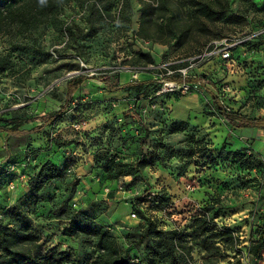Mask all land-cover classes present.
<instances>
[{
	"label": "rangeland",
	"instance_id": "1",
	"mask_svg": "<svg viewBox=\"0 0 264 264\" xmlns=\"http://www.w3.org/2000/svg\"><path fill=\"white\" fill-rule=\"evenodd\" d=\"M61 19L0 35V57L14 63L0 74V125L32 119L11 137L0 132V174L8 169L7 152L31 147L62 154L65 170L34 191L47 161L40 155L28 170L30 183L18 181L15 189L1 183L0 203L10 207L5 221L14 225L22 212L38 229L41 253L70 249L82 264H94L92 240L61 235L76 201L86 223L101 224L124 249L130 245L131 262L169 264L167 255H155V239L132 243L145 230V217L187 233L193 217L216 200L217 222L240 239L219 264H251L248 248L264 225V134L257 125L237 128L209 94L225 80L245 95L241 111L249 104L253 111L264 108V0H71ZM256 33L236 49L233 74L218 55H208L220 41ZM185 68L187 79L200 83L168 91L166 83ZM80 73L111 81L84 82L56 137L50 134L57 120L33 130L66 102L67 81ZM132 80L147 82L140 99L135 91L110 88ZM142 155L147 163L134 174L113 178L106 171L109 157L132 164ZM203 255L194 246L185 264H201Z\"/></svg>",
	"mask_w": 264,
	"mask_h": 264
},
{
	"label": "trees",
	"instance_id": "2",
	"mask_svg": "<svg viewBox=\"0 0 264 264\" xmlns=\"http://www.w3.org/2000/svg\"><path fill=\"white\" fill-rule=\"evenodd\" d=\"M71 0H0V35L2 33H24L33 30L40 24L53 23L58 24L61 22V13L65 4ZM109 9V8H107ZM103 10V9H102ZM104 12V11H103ZM145 18V17H143ZM69 29V27H67ZM248 42V41H247ZM246 42V43H247ZM150 56V55H146ZM14 63L11 58L3 56L0 57V74H5L13 69ZM143 71V70H142ZM90 79H99L108 83L111 81L108 76H94L87 73H80L73 75L67 81V95L66 102L60 106L59 109L49 112L42 118L43 124L33 128L39 130L44 124L55 122V129L57 125L65 120L63 117L67 112L68 104L72 101L77 91L81 88L85 81ZM173 81L181 82L182 75L171 77ZM188 80V79H187ZM188 82H198V79H189ZM119 88L125 91H135L137 98L140 99L147 92V82L132 80L125 84L114 83L110 88ZM215 99L216 106L223 116H229L236 121L238 127L255 126L261 121L264 126L263 119L244 118L239 112L228 113L225 106L212 95ZM8 125H0V132H6L8 137L20 132L23 123L30 122L32 119L20 121L18 117L11 119H3ZM51 139L56 137L52 136ZM190 141H196L194 136L189 137ZM144 138L140 140L142 145ZM52 149V148H51ZM49 148H27L24 153L17 151L15 155H9L8 169L0 174V184L17 180L18 172H10L9 169L14 163L27 162V165L21 167L22 174L27 176L25 183H30L31 175L28 170L31 166L38 163L40 155L45 156L46 164L43 168L39 169L36 177L39 182L33 186V190H41L43 186L47 185L49 181H53L58 176L65 173L61 167L58 158L62 154L57 153L56 159L46 158L51 152ZM190 157L195 152L194 148H190ZM51 151V150H50ZM23 152V151H22ZM30 160L28 161V159ZM109 163L106 165V171L113 178L134 174L141 170L147 163L144 155L134 163H127L120 161L115 163L113 157H109ZM112 163H115L112 165ZM188 164L191 161L187 162ZM68 171V168H67ZM17 175V178H9V175ZM33 182V181H32ZM24 183V184H25ZM37 197H34L36 199ZM215 202L208 203L197 215L193 217L189 231L187 233L181 232L179 229L167 230L161 228L150 217H145L147 226L145 230L139 235L134 244H141L144 241L155 239L156 246L153 248L156 256H166L169 264H185L187 257L192 255L194 246L201 247L204 250V255L201 264H219L222 258L228 255V251L238 250L239 236L235 234L234 230L226 224L220 225L217 218L220 216L221 211L216 208ZM78 203L73 201L71 209L72 214L61 230V235L67 239L74 241L79 238L90 239L93 242L95 262L94 264H140L131 262V249L130 245L126 249L118 243L115 237L110 235L106 229L98 223L88 224L82 218L86 214L77 212ZM10 207L3 206L0 203V264H82L79 256H75L70 249H63L53 247L47 253L40 251V235L37 227L32 223L27 215L22 212L16 213V223L12 225L10 222L5 221V216L9 212ZM221 210V209H220ZM187 238V239H186ZM249 252L252 254L253 261L251 264H260L264 259V225L259 226L258 239L253 241L249 246ZM240 250V249H239ZM138 258V257H137ZM141 259V258H140Z\"/></svg>",
	"mask_w": 264,
	"mask_h": 264
},
{
	"label": "built area",
	"instance_id": "3",
	"mask_svg": "<svg viewBox=\"0 0 264 264\" xmlns=\"http://www.w3.org/2000/svg\"><path fill=\"white\" fill-rule=\"evenodd\" d=\"M264 32V31H262ZM258 33L248 35L243 38L236 37L230 42L226 39L225 41H220L214 45L213 50L209 52L208 55L213 56V55H218L221 60L224 62L225 66L228 68L229 73H233L237 70V60L235 58V51L238 47H243L247 41L250 39H253ZM181 75H182V81L177 82V81H168L166 84L167 90L168 91H176L178 88H183L184 90H188L191 86V83L188 82L187 80V68L181 69ZM199 82V81H198ZM200 83V82H199ZM197 86V83L195 84ZM237 89L233 85L229 83H222L219 87V93H218V98L219 101L225 105V108L229 111H231V106L228 105V100L229 98L232 97L234 93H236ZM73 128L75 130H79L81 128L80 123H74ZM58 127L60 125H57V128L53 131L52 136L57 135V131L59 130ZM30 158L28 159V161ZM27 165V162L23 163H14L11 165L9 171L10 172H18V178L15 181L10 182L9 184V189H15L18 186V181H21L25 183L27 181V176L22 174L20 171L21 167H24ZM136 214L133 213V216Z\"/></svg>",
	"mask_w": 264,
	"mask_h": 264
},
{
	"label": "crops",
	"instance_id": "4",
	"mask_svg": "<svg viewBox=\"0 0 264 264\" xmlns=\"http://www.w3.org/2000/svg\"><path fill=\"white\" fill-rule=\"evenodd\" d=\"M262 46H264V45H262ZM239 48H242V47H239ZM244 51L243 52H241L240 54L241 55H247V50L246 49H243ZM237 56L235 55V58H236ZM237 59V58H236ZM231 74H233V73H231ZM229 75V74H228ZM227 75H224V77H226ZM230 77V76H229ZM227 80V79H226ZM228 83L227 81H219V82H216L215 83V86H212V88H213V92L214 93H211V94H209L211 97H212V95L214 94V96L215 97H217V99H219L218 98V93H219V87H220V85H222V83ZM234 87H236V89H237V91H236V93H234L233 95H232V97L231 98H229V100H228V105L229 106H231V107H233V108H235L234 109V111L235 112H239L244 118H251V119H263L264 118V108H261V110H258V111H253L252 109L253 108H250V104H249V106H245V108L247 107V109H245V110H242L241 111V109H240V107H242L243 105H245V103H246V98L244 97L245 95L242 93V92H240V88L238 87V86H235V85H233ZM262 92H264V88L262 89ZM241 93V94H240ZM213 100H215L214 98H213ZM225 106V105H224ZM253 111V112H252ZM252 112V113H251ZM233 119V118H232ZM262 122L261 121H259V123L258 124H256L257 126H259V128L258 129H262V132H263V134H264V126H263V124H261ZM235 125H236V127L238 128V126H237V124H236V121H235ZM57 158L58 156L56 155V154H53V153H51V154H49L46 158ZM61 159H62V157H60Z\"/></svg>",
	"mask_w": 264,
	"mask_h": 264
}]
</instances>
